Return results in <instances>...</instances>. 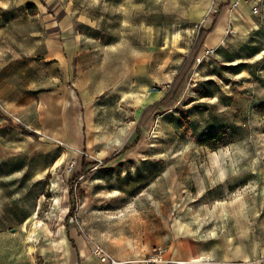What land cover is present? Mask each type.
Segmentation results:
<instances>
[{"label":"rangeland","instance_id":"obj_1","mask_svg":"<svg viewBox=\"0 0 264 264\" xmlns=\"http://www.w3.org/2000/svg\"><path fill=\"white\" fill-rule=\"evenodd\" d=\"M216 1L0 0V264H81L83 244L133 243L136 212L207 254L172 262L264 264V0H232L193 63ZM49 41L83 54L62 66ZM64 84L121 94L80 153L47 138L45 107H9Z\"/></svg>","mask_w":264,"mask_h":264},{"label":"crops","instance_id":"obj_2","mask_svg":"<svg viewBox=\"0 0 264 264\" xmlns=\"http://www.w3.org/2000/svg\"><path fill=\"white\" fill-rule=\"evenodd\" d=\"M216 2L218 4V8H220L221 6L227 4H230L231 6L232 0H217ZM220 24L214 33L207 37L204 48L205 45H208L213 41L212 36L218 30ZM209 40L211 41L209 42ZM46 46L50 58L59 62L62 66L66 63V58L68 59L67 63H76L78 58L83 54V47L80 46L77 41H67L63 45L57 41H49ZM109 90H112V88ZM105 92L92 94L91 91L86 88H74L64 84L53 88L39 100L29 94H25L22 101L17 104L16 102H10L9 107H45L42 115L40 116V126L48 132L47 138H49L52 143L66 146L72 151L80 153L81 148L85 147L84 127L86 125L96 126L95 123L92 124V122L95 121L94 112L97 108L120 107L122 104V102L119 106L117 104V102L121 100L120 93L113 91L114 93L110 95L112 97L109 96L102 98L105 95ZM156 96H158V93H151L149 95V97L152 98H156ZM163 98L164 96H161L149 103L151 99H148L147 97L144 101L140 102V105L144 106L149 103L146 107H150L160 102ZM134 107H137V105H134ZM86 139V148L90 152V149H94V142L91 141L90 143L88 137ZM90 145H92L91 148ZM54 147V145H50L48 147L49 149L45 150L49 151L50 154L52 153V162L58 159V154L54 151ZM35 148L38 150L37 147ZM103 154V156H105L106 154H109V152H105ZM113 154L114 153H112V155ZM112 155H108L106 159H111ZM86 156L90 158L88 161H101L100 159L94 158L90 155ZM74 158L76 157L74 156ZM75 165L76 162H74V167ZM130 216H133L137 221V225L135 227L137 238L133 243H130L122 238L118 241L117 245L114 246L105 245V247H103L99 243L91 244V246L90 244L87 246L83 244L79 253L81 264H102L96 258H93L89 252V248L92 250L94 247L96 248V246L103 247L109 256L122 261L124 264H144L145 256L149 255L154 248L164 247L162 245H165V249L168 248V251H170L171 254L165 262L160 264H165L169 261H192L199 258L201 255L206 254V252L204 254L201 250L197 241H192L189 238L186 239L180 236L175 237L174 239L172 238V240L171 238L168 239V226L156 224L151 225L146 214L144 215V213L141 214L140 212H136L132 213ZM151 234H155L156 237H152ZM0 236H7V233L0 232ZM168 251L166 250L165 254H167Z\"/></svg>","mask_w":264,"mask_h":264},{"label":"trees","instance_id":"obj_3","mask_svg":"<svg viewBox=\"0 0 264 264\" xmlns=\"http://www.w3.org/2000/svg\"><path fill=\"white\" fill-rule=\"evenodd\" d=\"M230 9V4L227 5H223L219 8L218 12L214 15V19H213V23L211 25V27L207 30L203 29L202 32V36L199 38L198 41V45L193 49L189 61L191 62H195V60L198 59L200 52L203 50L204 48V44L205 41L207 39L208 36H210L211 34L214 33V31L216 30V28L218 27V25L220 24L222 18L224 17V15L226 14V12ZM192 67V66H190ZM184 71V69H183ZM178 79V78H177ZM172 95L168 94L164 100L160 101L159 103L151 106L150 110L155 109V107H169L168 106V102L169 99L171 98Z\"/></svg>","mask_w":264,"mask_h":264},{"label":"built area","instance_id":"obj_4","mask_svg":"<svg viewBox=\"0 0 264 264\" xmlns=\"http://www.w3.org/2000/svg\"><path fill=\"white\" fill-rule=\"evenodd\" d=\"M262 8V1L259 0L255 3L253 10L254 13L258 14L260 9ZM207 53L212 52L211 50H207ZM94 255L101 261L102 264H123L121 262H117L116 260L110 258V256L100 247H96L93 251ZM163 250L161 248L155 250V255L146 261L147 264H155L165 262V259L162 257ZM165 264H188L187 262H166Z\"/></svg>","mask_w":264,"mask_h":264}]
</instances>
